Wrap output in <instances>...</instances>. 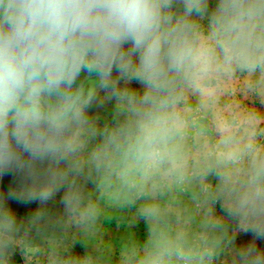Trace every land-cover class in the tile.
Here are the masks:
<instances>
[{"label":"clouds","instance_id":"clouds-1","mask_svg":"<svg viewBox=\"0 0 264 264\" xmlns=\"http://www.w3.org/2000/svg\"><path fill=\"white\" fill-rule=\"evenodd\" d=\"M5 177L0 264H264V0H0Z\"/></svg>","mask_w":264,"mask_h":264},{"label":"rangeland","instance_id":"rangeland-1","mask_svg":"<svg viewBox=\"0 0 264 264\" xmlns=\"http://www.w3.org/2000/svg\"><path fill=\"white\" fill-rule=\"evenodd\" d=\"M93 115H97L100 117V121L101 123H103L104 119L107 118V116L109 115V110L105 107H100V108H96V109H92L91 110ZM12 183V178L11 177H5L0 179V188L6 187L8 184ZM58 201H59V196L57 197V206H58ZM15 207L18 210V213L21 217H27L28 215H30L32 212H34L36 210L37 207H39L38 203H28V204H16ZM218 210H219V206H218ZM106 228L109 231V234L114 238H118L122 232H123V228H118L117 227V221L116 220H112L110 222H106L105 224ZM138 233H140L141 235L144 232V225L141 223L137 229H135ZM251 240V234H241L238 238V243L241 242H247ZM257 244L261 247H264V240H258ZM76 252L77 253H82L83 252V248L80 247L79 245L76 248ZM16 260L19 262L20 261V257L19 255H17Z\"/></svg>","mask_w":264,"mask_h":264}]
</instances>
